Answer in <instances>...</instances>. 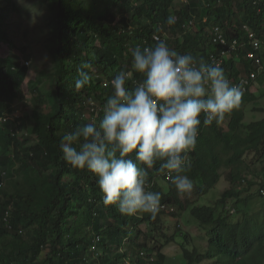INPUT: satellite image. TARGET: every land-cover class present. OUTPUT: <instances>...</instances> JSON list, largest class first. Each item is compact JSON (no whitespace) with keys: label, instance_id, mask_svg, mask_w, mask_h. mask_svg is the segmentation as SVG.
Instances as JSON below:
<instances>
[{"label":"trees","instance_id":"16d2710c","mask_svg":"<svg viewBox=\"0 0 264 264\" xmlns=\"http://www.w3.org/2000/svg\"><path fill=\"white\" fill-rule=\"evenodd\" d=\"M46 1L51 12L47 46L53 66L32 83L36 105L28 120H16L31 138L20 141L9 123H0V166L9 171L7 186L0 192V217L11 210L16 226L0 228V264H180L181 260H171L166 247L176 242L181 228L170 235L164 218L181 219L188 210L206 230L211 248L203 253L198 245L190 248L189 236L182 234L184 242H178L184 259L181 264L213 259L216 264H264V203L256 212L250 209V202L259 196L252 192L256 179L264 181V117L245 121L247 105L261 97L257 92H243L239 107L219 124L214 121L206 126L200 117L197 143L187 154L190 167L185 174L193 182L191 193L180 195L171 181L157 182L158 176L163 177L159 162L148 169L149 181H155L148 190L161 194L160 205L175 208L161 209L155 219L145 213L124 215L116 205L106 206L97 177L86 168H73L59 147L66 132L102 119L111 80L121 70L132 71L130 50L145 47L144 40L156 30L168 32L181 54L197 57L205 43L208 47L200 58L206 59L213 50L204 34L206 26L219 23L227 34L231 30L246 38L243 26L248 25L264 49V0L259 5L254 0H190L173 25L166 20L174 0ZM203 2L207 5L201 9ZM195 13L202 19L195 31L186 33L184 23ZM0 38L16 47L1 27ZM250 48L247 44L233 58L236 77L260 69L256 60L244 58ZM83 63L91 64L92 78L77 91L74 80ZM28 71L21 59L0 54V114L14 111L16 103L24 101L22 86ZM133 76L141 79L138 73ZM259 80L264 82V72ZM134 86L132 80L126 84L129 89ZM92 101L96 112H92ZM255 110L264 112V107L258 105ZM223 176L230 186L220 198L197 204ZM231 204L239 206L236 216L227 209Z\"/></svg>","mask_w":264,"mask_h":264},{"label":"clouds","instance_id":"9594fccd","mask_svg":"<svg viewBox=\"0 0 264 264\" xmlns=\"http://www.w3.org/2000/svg\"><path fill=\"white\" fill-rule=\"evenodd\" d=\"M253 3L259 5L261 2L254 0ZM189 4L190 0H174L170 7L172 14L167 17L166 23L173 25L176 20H180L179 10L182 7L187 8ZM202 5L207 4L203 2ZM233 10L238 11L237 4H234ZM258 11L260 13L261 8ZM197 16L195 13L185 21L186 33L197 29L199 20L202 19ZM206 22L205 17L203 23ZM216 27L221 29L226 43L215 41ZM243 27L246 38L231 30L227 34V30L219 23L206 26L204 34L213 46L206 59L200 58L205 47H208L205 43H201L197 57L191 53L181 54L171 48L172 38L168 32L154 31L144 40L145 47L138 46L130 50L132 71L121 70L111 80V94L103 103L102 119L99 122L92 120L78 125L75 130L62 136L59 147L63 159L73 168H86L97 177L106 206L116 205L121 214L128 216L150 214L153 219L161 209L174 211L173 206L160 205L159 192L148 190L155 183L149 181L148 169H152L157 162L158 172L166 181L175 185L178 194L191 193L193 182L185 174L190 167L187 154L197 143L200 117L203 115L206 126L214 121L219 124L227 113L239 107L243 92L252 90L260 93L258 87L262 82L259 77L264 72L263 42L253 28L248 25ZM251 33L260 41L258 48L250 37ZM155 35L163 40H156ZM236 40L238 43L232 48ZM247 44L251 48L244 58L256 60L260 69L236 77L232 70L233 58L237 59L241 49ZM224 50L227 53L224 55L223 64L220 66L211 63V55L222 54ZM250 54L254 56L250 57ZM24 63L29 65L31 62L28 60ZM91 68L90 63L81 65L74 80L77 91L90 83ZM133 73L140 74L141 79L135 78ZM252 74L254 78L246 90H243L241 80L251 78ZM129 80L135 85L131 89L126 87ZM256 103L260 104V99ZM91 106L92 111L97 110L93 101ZM19 109L15 107L14 111L3 110L0 123H9L11 130L20 135L19 140L24 141L31 136H28V131L17 126V118L22 117L17 113ZM83 119L86 120L87 117ZM0 170L6 172L5 186L0 189L1 192L7 186L9 171L1 166ZM242 182L244 185L247 183L245 179ZM256 182L258 190L255 192L263 198L264 181L260 177ZM227 209L232 216H236L239 206L231 204ZM13 217L12 211L7 210L0 217V228L15 229V224L11 222ZM176 225L179 228L183 224L177 221ZM205 240L207 247L199 249L207 252L211 246L208 247V241L206 238ZM173 257V261L181 260V257L176 260ZM215 262L213 259L203 264H216Z\"/></svg>","mask_w":264,"mask_h":264},{"label":"rangeland","instance_id":"374dc122","mask_svg":"<svg viewBox=\"0 0 264 264\" xmlns=\"http://www.w3.org/2000/svg\"><path fill=\"white\" fill-rule=\"evenodd\" d=\"M22 2L23 3H21V0H11V3L8 4L7 1L4 0L0 3V7H3L0 10V23H2L0 27L9 34L10 38L16 44V47H12L7 41L0 38V54L6 57L9 56L13 59H21L23 62L28 60L31 62L29 65L27 64L29 66V71L23 83L24 101L20 105L18 102L16 103V106L20 108L19 112H17L19 116L22 115V117L28 120V116L36 105V99L31 92L32 83L37 79L38 74L42 71H50L53 66L52 54L47 46L51 29L48 18L51 12L46 0H22ZM200 6L201 9L204 8V5L200 4ZM176 45V40L170 39L171 48L178 51ZM258 92L261 94L259 98L261 103L255 102L247 105V122L264 117V112L255 110L257 105L264 106L263 83L258 87ZM92 112H96V110ZM257 167L259 168V165H257ZM224 177L225 176H223L221 182L207 196L201 198L197 204L204 205L207 204L208 201L214 200L215 202L220 198L223 191L230 186V183ZM157 182L167 184L164 177H159ZM257 190L258 187L256 186L252 192L255 193ZM263 203L264 197L262 198L257 195L256 198L250 202V209L252 212H256L260 210L259 208ZM164 221L167 232L170 235L172 232L176 231L177 221L183 224L180 227L181 231L175 238L176 242H172L166 247L167 254L170 258L174 256V259H180L181 257V263L184 262L181 248L178 245V242H184L182 234H187L189 236L188 243L190 244V248L197 245L201 249L207 247L205 240L206 231L202 230V226L198 225V221L192 216L190 210L186 211L181 219L165 217ZM199 251H201V253L204 252L202 250ZM44 255L45 254H42L41 256Z\"/></svg>","mask_w":264,"mask_h":264},{"label":"built area","instance_id":"2783aa9c","mask_svg":"<svg viewBox=\"0 0 264 264\" xmlns=\"http://www.w3.org/2000/svg\"><path fill=\"white\" fill-rule=\"evenodd\" d=\"M215 34V41H221L223 44L226 43V38L224 37L223 33L221 32V29L219 27L215 28L214 31ZM156 40H163L159 35L154 36ZM250 37L255 41V47L258 48L260 45V41L255 38L254 33L250 34ZM165 41V40H164ZM238 41L236 40L234 42V45L232 48H235L237 45ZM227 53V51H223L222 54H212L210 57L211 63L213 64H219L220 66L223 64L224 61V55ZM253 54H250V57H253ZM259 61V60H258ZM254 78V75H251V78H245L242 79L240 82V85L242 84V89L246 90L247 86L250 84L251 79ZM6 172L3 170H0V189H2L5 186V177H6ZM262 193L264 194V189L262 190Z\"/></svg>","mask_w":264,"mask_h":264}]
</instances>
